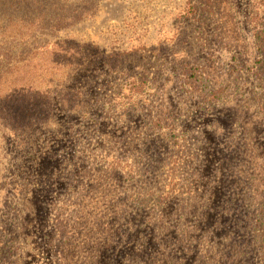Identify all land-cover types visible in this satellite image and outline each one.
<instances>
[{
  "label": "rangeland",
  "instance_id": "rangeland-1",
  "mask_svg": "<svg viewBox=\"0 0 264 264\" xmlns=\"http://www.w3.org/2000/svg\"><path fill=\"white\" fill-rule=\"evenodd\" d=\"M255 26L264 0H0V264H264Z\"/></svg>",
  "mask_w": 264,
  "mask_h": 264
},
{
  "label": "trees",
  "instance_id": "trees-1",
  "mask_svg": "<svg viewBox=\"0 0 264 264\" xmlns=\"http://www.w3.org/2000/svg\"><path fill=\"white\" fill-rule=\"evenodd\" d=\"M202 1L209 5L212 3V0H202ZM254 37L258 52L262 56L261 58H264V30L255 26ZM59 53L60 52L56 51L55 49L47 52V65L53 67L52 71L58 69L59 63H61L62 57H59L61 55V53L60 54ZM256 63L261 66H264V62L261 59H258ZM14 69L15 68H8L7 70L0 71V75L2 76L0 77V80L4 78V80H6L4 82L5 84L8 81H10V83L12 84L15 81V79L13 78ZM200 71L201 70L199 67L191 66L189 67V69H186V73H189L187 85H190L189 86L190 88H202L201 82L203 81V77H202L203 74ZM16 72L18 71H15V73ZM149 83L150 80L148 74L143 76L140 75V76L130 77L128 80H126L124 87H122L121 89H117L118 92H115L113 98L110 99L111 103L113 101L112 104L113 106H110L108 108L109 114L113 116L116 113H119V111L121 113V111L126 112L127 110H129L130 109L129 106L132 104V102L137 96L145 95L149 91L150 89ZM7 89L8 87L0 88V99H3L2 95H4L5 92H7ZM219 93H220L219 91L215 92L214 90L211 91V93L207 92V95H209V98L207 99L211 101L215 99H219V97L217 96ZM158 123L159 122H157V124ZM157 127L160 128L161 124H158ZM57 224L59 226L62 235L63 236L67 235V230H68L66 228L67 224L63 222V226H62V221L60 220H57ZM261 236L264 237V232L263 234H261ZM261 249H262L261 260L264 263V246Z\"/></svg>",
  "mask_w": 264,
  "mask_h": 264
}]
</instances>
